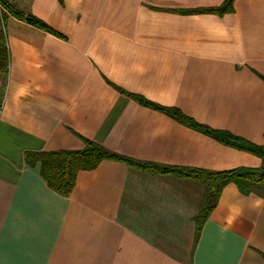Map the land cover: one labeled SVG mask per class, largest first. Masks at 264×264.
<instances>
[{
	"label": "crops",
	"instance_id": "0c3cea01",
	"mask_svg": "<svg viewBox=\"0 0 264 264\" xmlns=\"http://www.w3.org/2000/svg\"><path fill=\"white\" fill-rule=\"evenodd\" d=\"M10 1L55 33L5 22L0 264H264L261 193L228 183L203 221L201 181L103 160L63 194L26 158L89 139L169 166L261 167L159 107L264 145V0Z\"/></svg>",
	"mask_w": 264,
	"mask_h": 264
},
{
	"label": "trees",
	"instance_id": "16d2710c",
	"mask_svg": "<svg viewBox=\"0 0 264 264\" xmlns=\"http://www.w3.org/2000/svg\"><path fill=\"white\" fill-rule=\"evenodd\" d=\"M234 2L235 0H225L221 6L209 9H198V12L212 11L223 13L232 11ZM10 15L27 20L30 24L48 32L55 33V30L42 19L26 12L10 0H0V76L4 79L0 87V109L4 101L9 74V50L5 33V22ZM27 17L30 18L28 19ZM136 98L143 104L152 105V103H149V101L142 97ZM159 108L182 122L188 123L225 143L249 150L264 160V145H257L244 138L235 136L230 132L213 129L207 125L198 123L178 108ZM26 158L33 163L40 161L43 177H45L49 185L63 194H69L71 192L78 171L94 169L103 160L121 161L147 171L173 174L178 177L201 181L205 186V190L197 220L203 221L216 206L223 188L228 183L235 182L243 193L249 194L256 192L264 195V164L259 168L240 167L218 172L169 166L151 161H139L133 157L112 151L104 145L89 139H87L86 146L82 150L27 153Z\"/></svg>",
	"mask_w": 264,
	"mask_h": 264
},
{
	"label": "rangeland",
	"instance_id": "374dc122",
	"mask_svg": "<svg viewBox=\"0 0 264 264\" xmlns=\"http://www.w3.org/2000/svg\"><path fill=\"white\" fill-rule=\"evenodd\" d=\"M3 80L4 79L0 76V87L2 86Z\"/></svg>",
	"mask_w": 264,
	"mask_h": 264
},
{
	"label": "water",
	"instance_id": "95a60500",
	"mask_svg": "<svg viewBox=\"0 0 264 264\" xmlns=\"http://www.w3.org/2000/svg\"><path fill=\"white\" fill-rule=\"evenodd\" d=\"M28 19L30 18V17H27Z\"/></svg>",
	"mask_w": 264,
	"mask_h": 264
}]
</instances>
